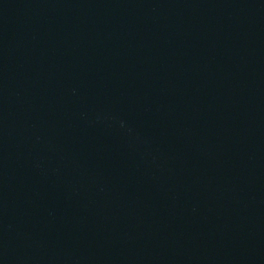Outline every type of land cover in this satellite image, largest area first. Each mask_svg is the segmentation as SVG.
I'll use <instances>...</instances> for the list:
<instances>
[{"label": "water", "instance_id": "water-1", "mask_svg": "<svg viewBox=\"0 0 264 264\" xmlns=\"http://www.w3.org/2000/svg\"><path fill=\"white\" fill-rule=\"evenodd\" d=\"M0 264H264V0H0Z\"/></svg>", "mask_w": 264, "mask_h": 264}]
</instances>
